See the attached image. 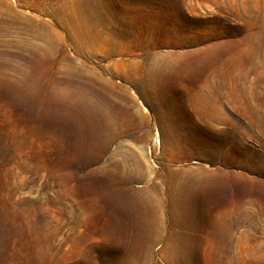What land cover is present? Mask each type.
<instances>
[{"label": "rangeland", "instance_id": "rangeland-1", "mask_svg": "<svg viewBox=\"0 0 264 264\" xmlns=\"http://www.w3.org/2000/svg\"><path fill=\"white\" fill-rule=\"evenodd\" d=\"M0 264H264V0H0Z\"/></svg>", "mask_w": 264, "mask_h": 264}]
</instances>
